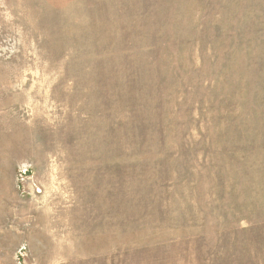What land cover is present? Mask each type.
<instances>
[{
  "label": "rangeland",
  "instance_id": "obj_1",
  "mask_svg": "<svg viewBox=\"0 0 264 264\" xmlns=\"http://www.w3.org/2000/svg\"><path fill=\"white\" fill-rule=\"evenodd\" d=\"M0 264H264V0H0Z\"/></svg>",
  "mask_w": 264,
  "mask_h": 264
}]
</instances>
